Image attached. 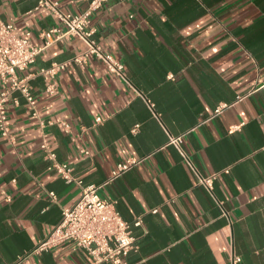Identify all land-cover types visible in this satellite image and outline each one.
<instances>
[{"label":"crops","instance_id":"1","mask_svg":"<svg viewBox=\"0 0 264 264\" xmlns=\"http://www.w3.org/2000/svg\"><path fill=\"white\" fill-rule=\"evenodd\" d=\"M49 1L70 15L90 5ZM11 22L40 48L42 33L68 29L39 0H0V23ZM92 27L124 78L94 57L71 63L87 50L78 37L52 43L18 72L33 103L14 92V140L0 135V264H94L74 243L37 251L81 197L44 157L42 132L85 185L103 186L118 164L141 160L98 192L126 222L142 221L126 264H264V0H108ZM56 63L68 66L44 73ZM221 104L230 107L215 116ZM33 108L52 124L41 129ZM171 136L184 137L200 175L217 174L211 193Z\"/></svg>","mask_w":264,"mask_h":264},{"label":"built area","instance_id":"2","mask_svg":"<svg viewBox=\"0 0 264 264\" xmlns=\"http://www.w3.org/2000/svg\"><path fill=\"white\" fill-rule=\"evenodd\" d=\"M88 1H90V5L87 11L81 15H70L62 13L56 3L49 0H39L41 8H49L68 27L64 33L58 30L42 33L41 37L46 40L43 48L36 47L32 43L31 33L28 32L22 36L14 23H0V79L7 86L6 90L0 93V135L3 138L12 142L14 140L8 125V103L11 101L13 93L21 91L29 104L33 103L25 80L19 78L18 72L25 71L34 64L40 53L52 43L78 37L87 45V50L75 57L71 63L84 66L90 57H94L103 61L111 73L124 78V64L116 60L111 54L104 52L93 39L92 15L108 0ZM56 33L57 36L53 37V34ZM67 66L68 63H56L44 73L54 76L58 72L64 71ZM48 91L52 93V87ZM15 103L17 104V102ZM229 107L230 105L221 104L215 109L214 115H220ZM32 116L38 120L41 129L52 124L42 120L34 108ZM102 122L101 118L96 119V125ZM63 125L68 128L66 123ZM240 128L241 126H236L232 130L237 131ZM135 131L136 129L133 130V132ZM183 144V136H171L169 139V145L173 146L197 173L198 185L211 193L217 174L207 177L200 175L184 151ZM40 150L44 157L53 163L56 173L66 183L75 184L81 189V197L74 206L62 211L60 223L55 226L51 235L39 246L37 251L44 252L64 243H74L77 248L84 249L88 253L94 264H126L127 256L131 252L139 250L134 229L141 227L142 221L139 219L133 224L126 222L117 211L116 201L102 198L98 192L103 186L109 185L139 165L141 160L130 158L118 164L103 186L85 185L81 179L74 176L71 167L57 161V156L48 144L47 135L44 132L41 134ZM81 154L90 155V152L84 149ZM50 196L55 198L54 193H51ZM152 212L157 213L156 210ZM238 261L237 259L233 260L232 264H236Z\"/></svg>","mask_w":264,"mask_h":264}]
</instances>
